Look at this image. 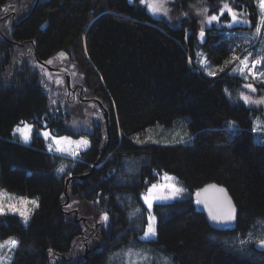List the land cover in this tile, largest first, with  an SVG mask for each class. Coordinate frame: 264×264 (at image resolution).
I'll return each instance as SVG.
<instances>
[{"label":"trees","instance_id":"obj_1","mask_svg":"<svg viewBox=\"0 0 264 264\" xmlns=\"http://www.w3.org/2000/svg\"><path fill=\"white\" fill-rule=\"evenodd\" d=\"M5 1L0 0V17ZM237 1L252 14L256 12L254 0ZM173 3L169 0L168 5ZM188 6L179 9L188 12ZM10 21L0 18V186L38 197L39 205L27 225L18 215L0 217L1 238L14 236L19 241L11 264H49L48 250L65 254H56L53 264H108L115 251L131 243L147 247L166 264H264V257H259L264 246L256 242V238L264 240V141L257 142L251 132V108L235 105L228 95L241 80L226 73L209 77L194 62L201 51L218 71L233 56L242 55L239 37L224 35L241 26L229 27L221 21L204 27L206 38L201 42L202 27L195 16L189 14L173 26L163 17H153L139 0L131 4L128 0H47L13 29ZM8 36L17 43H10ZM258 44L251 47L257 49ZM26 46L29 51L23 52ZM58 53L65 54L61 58L74 68L77 80L109 111L106 153L111 160L96 165L88 180L72 189L84 206L82 212L93 213L84 226L74 228L61 209L66 176L57 167L63 159L48 153L38 135L41 129L57 136L77 135L74 124L59 115L58 96L53 106L49 104L43 88L47 78L35 63V56L47 60ZM228 121L238 125L235 135L225 130ZM25 122L33 125L27 144L13 135L14 126ZM156 125L184 129L185 142L136 143ZM100 141L92 140L91 147L81 153L83 162L72 161L66 170L75 175L90 172L100 157ZM130 156L143 158L133 178L137 184L169 173L187 192L183 198L155 204L161 206L155 210L157 236L149 241L139 239L126 207L119 202L123 193L138 199L141 187L113 183L112 164ZM208 182L228 189L238 208L234 230L210 228L192 198ZM101 211L108 212L107 226L102 227L98 219ZM95 220L103 229L92 234L95 239L86 236L91 244L88 251L81 245L73 248L72 236L78 230L86 235L85 227ZM249 233L255 238L249 249L241 245L242 237L240 244L226 238Z\"/></svg>","mask_w":264,"mask_h":264},{"label":"rangeland","instance_id":"obj_2","mask_svg":"<svg viewBox=\"0 0 264 264\" xmlns=\"http://www.w3.org/2000/svg\"><path fill=\"white\" fill-rule=\"evenodd\" d=\"M150 2H152L154 5L161 7L162 9H167V15H164L163 13H161L160 15H156V16H152L156 17V18H160L163 17L164 19H166L169 23H171V25L175 26L177 25V23L180 22V19L182 18V22H184V19L189 17V14L191 16H195L196 17V23L202 27L203 22L205 21L207 16H211V14L213 12L214 15L219 13V8L223 6L224 3H228L230 7L233 8V10L237 13H243V15H241L239 18L246 20L248 18V13L245 11V6L241 7L238 3L237 0H213L212 2H208L205 0H188L187 3L184 4L183 0H180V2L178 3V0H174L173 5H168L169 4V0H150ZM182 2V3H181ZM255 2V0H254ZM256 4V2H255ZM189 5V9L190 11H185L183 9H179L183 6ZM145 8L147 9L146 5H144ZM207 8L209 11L207 13H204V9ZM256 14L258 15L259 19L261 16V13L259 11V8L256 4ZM179 18V19H177ZM221 21H223L226 24H231L230 18L227 16V14L225 15L224 18H222L220 21L215 22L212 25H216L218 23H220ZM211 25V26H212ZM232 25V24H231ZM236 25H240L241 24H234ZM248 26H250L251 28L246 29V28H236L235 31H230L227 34H224L226 37H239L240 41L237 42V45L239 46H246L248 44H250L252 41V39H256V36L258 34V36L260 35V39L258 40V45L259 47L256 49H254L253 47H246L244 48V50L241 51L240 53L236 56L239 59L232 61L231 64L227 63V65L224 67L225 69L227 67H230L228 69H226V74L227 73H232V75L229 76H236L239 78V80H241V85L238 86L237 89L234 88L233 91L228 92L229 96H231L233 102L235 105L240 106L243 105L245 107L251 108V113L252 116L250 117L252 120V125L251 128L253 127V122H255L256 127L258 128V131L256 133H254L255 135V140H257V138L260 139V141H264V103L261 104H245L244 101L242 99H240V95L241 93H243L244 95L250 97V99L252 101H260V100H264V88L260 89V84L253 81L251 78L249 79H244L239 75V72L233 73V69H238L240 67V63L239 61L242 60L245 56L249 57V63L251 60H255L258 58H261L262 56H264V26H261V32L260 33H256V28L257 25L252 27L251 24H247ZM204 27H207V25H204ZM237 47V46H236ZM242 48V47H241ZM26 50L29 51V47L26 46V49H24L23 52H25ZM249 53H255L253 55H249ZM23 55V54H22ZM55 61L56 64H61L60 66H64L67 67L71 72L74 71V77L73 79V84H72V89L74 90L77 87V91H76V96L81 97L82 99H92L91 98V94L88 92L84 91V94L80 95L78 94V91L81 90V86L83 87V85L77 80V73H75L74 68L71 66V64L68 63H64L66 62L65 59L61 58L60 53L55 55ZM201 59H206V70L207 71H215V69L210 67V63L207 60V58L205 57L204 53H202L201 51H198L197 53V61L194 60V62L197 64V66L200 68L199 65V61ZM70 65V66H69ZM202 72L205 73L204 70L201 69ZM258 72L264 73V65L259 66L257 68ZM228 75V74H227ZM245 75H248L247 71H245ZM47 78V83L43 81V88H46V95L48 96V100H49V104L50 105H54L53 101H55V99L58 96V103L61 106V110L62 112H59V115H61V113L64 115L65 120L69 121L70 124H74V133L77 132V130L83 129L85 130V132L93 134V138L95 135L99 133H102V135L105 133V117H104V110H102L99 105L97 103L92 102L93 104L89 105L87 103L81 102L78 98L75 101H71L73 100V95L71 94L70 97L67 99V94L65 92V78H62V82L60 80V78L55 77V75H49ZM248 83H253L254 87H256V91L252 92L249 89H246L244 87L245 84ZM259 84V85H257ZM62 97H61V95ZM65 102V104H64ZM52 109V108H50ZM69 119V120H68ZM248 122H250V120H248ZM28 123V122H25ZM24 124V123H23ZM23 124H17L19 126H23ZM29 124V123H28ZM15 125L14 128L17 126ZM235 125H237L235 123ZM79 128H78V127ZM152 130H147L145 133H143V135H141L140 138H137V140L139 141H146V143H150V144H155L156 142L159 143H172V142H176L178 141L179 138H181L182 136H186L187 132H185L184 129L181 128H176V127H168L166 128H162L159 125L154 126L153 128H149ZM41 130H48L49 129H41ZM39 130V132L41 131ZM33 131V130H32ZM51 132V131H50ZM77 134V133H76ZM32 135V133H31ZM52 136H55L57 138L59 137H68L72 142L75 141H79L81 139H88V137L86 135H81V134H77V136H72L70 137V135H61V136H57L54 133L51 132ZM17 136L19 137V135L17 134ZM44 139L45 142V146L49 151V144L52 145V153L58 154L63 160L61 161V163L59 164V166L57 167V169L63 167L65 169V171L63 172L64 175L67 177L68 175L71 174L70 171H67L66 169H68V167L71 165V163L66 162L68 159L69 160H75L76 158L72 157L71 155H69L67 152H58L55 151L56 145L53 143L51 138H44L43 136H41ZM20 139V137H19ZM31 140V138H30ZM108 139L105 138V136H103V141L101 142V147H103L104 145H108ZM264 143V142H262ZM144 144V143H142ZM62 147H65L70 151L75 150V143H63ZM85 148H81L79 150V153L81 151H83ZM120 154V153H118ZM101 155V153H100ZM99 155V156H100ZM123 154H120L119 157H121ZM124 156V155H123ZM122 156V157H123ZM139 158V159H137ZM143 158L141 157H133L130 156L124 160H122V158H120L117 161H115L112 164V170L114 171V178H113V183L115 185H137V189L139 187H141V189H139L138 191V199L136 198V196L130 195V194H126L123 193L119 199V202L121 200V203L126 207L127 210V216L128 219L130 221V225L132 226V229L135 230L138 234H140L141 236H143L144 230L148 224V217L149 215H153L156 218L158 217V214L155 212V210L158 212L159 208L161 206H158L156 208L155 204L158 203H163V202H167V201H172L174 199H180L183 198V196L187 195V192L184 190V188H182L175 180V178L173 176H171L169 173H167V175L169 177H173V180H165L164 175L165 173H160L158 174L156 177H154L153 180H149V181H143L144 183L141 184H137L136 180L134 181L133 178L137 177V174L140 172L138 167L139 165H141L143 162H141L140 160H142ZM75 180H74V179ZM83 180L86 181L88 180L86 177L83 178L81 181H79L78 177H72L69 178L68 182H66L64 185L65 189H68V196H69V201H73V203L75 202V204H71V207H63V209H66L67 211H71L72 213L68 216H73L72 221H70L71 226H73V228L75 227V225H77L78 223H76L75 219H78V217L80 216H84L87 218H92L93 213L91 214H85L83 213V205L80 203V199L77 197H75L72 194V189H74L77 183H79V185H81L83 183ZM177 183V186L183 189V192L176 198L172 199V200H154L153 201V206L152 208L149 210L147 205L144 204L143 201V195L147 194V189L149 187H151L152 184H157V185H165L168 183ZM0 189L6 190L5 188L0 186ZM7 193L10 194H14V197H26L29 200H36L38 203V197H28V196H24V195H20L14 192H11L9 190H6V194L4 197V200L2 201V203L4 204H8V203H17V205L19 206L18 201L15 198H9L7 196ZM153 195L155 196H162V195H168V190L166 189H161L159 191H156L153 193ZM67 197L65 199V203L67 202ZM90 204V203H88ZM29 208L32 207V205H28ZM36 208L33 209L31 215L33 214L34 210ZM75 209V210H74ZM79 212V215H75V211ZM139 210V211H137ZM81 211V213H80ZM104 213V211H101L100 214L98 215V219H100L101 215ZM18 215V214H17ZM19 216V215H18ZM31 217V216H30ZM20 221L21 218L19 217ZM157 221V219H156ZM30 222V220H29ZM28 222V223H29ZM22 223V222H21ZM76 223V224H75ZM23 224V223H22ZM24 225V224H23ZM102 227L104 226V224H102ZM77 233L74 234L72 237H75V242L74 244L77 245L78 243V239L79 237H77ZM2 235H0V242L12 237L15 238L14 236H4L1 238ZM140 236V237H141ZM239 237H242V242H244L243 244L241 243V245L243 247L248 248V244L249 242H251L253 239H255L253 237V235H251L250 233L245 235V236H240L239 234H237V236H231V237H226L228 240L233 241H237V244H240L239 242ZM81 240V246L85 247L87 246V248H90V242H88V237L83 236L80 237ZM262 239H257L256 238V242L261 241ZM73 244V247H74ZM75 245V246H76ZM16 249H14L12 252H8V255H13ZM241 252L243 251V248L241 247L239 249ZM49 251V253H48ZM47 251V255L48 258L50 259V261H48L49 264H53L51 262L52 258H56V255L51 253L50 250ZM7 252V249H2L0 250V255H4ZM252 251L250 250V254L249 256H251ZM69 255H71V252L69 253ZM65 256V254L62 255V257ZM160 255L157 254V258L152 254V252L145 246L141 245V244H133L131 243L128 247H124L121 248L117 251H115L111 256L110 259L108 261V264H166L163 263V260H161L160 258H158ZM61 257V256H58ZM259 257H264V252H262ZM161 260V261H160Z\"/></svg>","mask_w":264,"mask_h":264},{"label":"snow or ice","instance_id":"obj_3","mask_svg":"<svg viewBox=\"0 0 264 264\" xmlns=\"http://www.w3.org/2000/svg\"><path fill=\"white\" fill-rule=\"evenodd\" d=\"M133 2L134 0H128V3L130 4ZM170 2H173V0H170ZM255 2L261 13V16L257 22V28H256V33H260L261 26H264V0H255ZM139 5L141 6L146 5L147 10L153 16L160 15L161 13H163L164 15H167V9H162L161 7L154 5L152 2H150V0H139ZM203 11L204 13H207L209 10L205 8ZM226 14L230 18L231 24L244 25V24L250 23L249 20H243L239 18L241 15H243V13L235 12L233 8L229 6L228 3H224L223 6L219 8L218 14L207 16L205 21L203 22L202 29L199 33V38L201 39V42H204L206 38L204 25L211 26L214 22H218L222 18H224ZM231 24L229 25V27H231ZM42 27H45V26H42ZM253 54L255 53H249V55H253ZM60 56L64 57L65 54L61 53ZM237 59L239 58L236 56H233L232 60L229 61L228 63L231 64L232 61H235ZM47 63L50 64L52 62L48 61ZM189 63H191V60L189 61ZM239 63H240V67L238 69H233V73L239 72V75L242 78L246 80L251 78L253 81L259 83L261 86H264V73L257 71V68L259 66L264 65V56H262L261 58L255 59V60H251L250 63H249V57L245 56L242 60L239 61ZM199 65H200V68L205 71V74L212 78H217L218 75L222 73H226L225 68H221L218 71H210V72L207 71L206 70V59H201L199 61ZM245 71H247L248 75H245ZM227 74L232 75V73H227ZM244 87L246 89L251 90L252 92L256 91V87H254L253 83L245 84ZM225 92H227V90H225ZM240 99H242L246 105L264 103V100L252 101L250 97L244 95L243 93H241ZM53 103H55V101H53ZM226 124H227V128L225 130L228 131L231 135H235L239 131L238 125H235L231 121L226 122ZM44 128H47V123H45ZM32 130H33L32 124L24 123L22 127L17 125L13 129V135L15 136L18 134L21 142L26 144L30 141ZM257 131H258V128L256 127L255 122H253V127L251 128V132L256 133ZM38 135L43 136L46 139L51 138L53 143L56 145L55 151L67 152L69 155H71L72 157L76 159H79V150L81 148L86 149L90 144V142L87 139H81L79 141L72 142L68 137L57 138L55 136H52L51 132L48 130H41L38 133ZM184 142L185 141L183 137L181 138L180 141H177V143H184ZM257 142H261L259 138H257ZM63 143H68V144L75 143V146H76L75 150L69 152L67 148L62 147ZM136 143L142 144V143H146V141L137 140ZM52 150H53L52 145L49 144V151H52ZM64 171L65 169L63 167L57 169L58 173H63ZM114 171L115 170H113V173ZM164 178L165 180L174 181V178L169 177L167 173H165ZM161 189L168 190V195H162V196L153 195L154 192L159 191ZM219 191L221 193H224L223 189H220ZM182 192H183V189L178 187L177 183L175 182L168 183L165 185L152 184L151 187L147 189V194L143 195L142 198H143L144 204L147 205L148 209L150 210L153 206L154 200H172L178 197ZM5 194H6V190L0 189V217L9 216V215L15 216L18 214L19 217L21 218V222L24 225H27L30 220V216H31L33 209L39 206L37 201L29 200L26 197H14V194L7 193V196L9 198H15L18 201L19 206L17 205V203L4 204L2 203V201L4 200ZM197 195H199V193H197ZM196 203L200 204L201 201L197 199ZM29 204L32 205L31 208L28 207ZM68 207H71V206L69 205ZM235 214H236L235 207L232 205L231 201L228 200L225 195L223 199H220L218 201L217 210H212V209L209 210V219L210 221L215 222L218 226H222V225L227 224L228 222L234 221ZM156 219L157 218L155 216L149 215L148 224L144 230L143 236L139 237L141 241H149V240L154 239L157 236ZM108 221H109V215H108V212H105L101 215L100 222L104 224L105 226H107ZM243 243L244 242H242V244ZM259 243L261 246H264V240H261ZM18 246H19V241L16 238H12V237L0 242V250L5 249V248L7 249V252L4 255H0V264H11L12 260L14 259V256L8 255L7 253L12 252Z\"/></svg>","mask_w":264,"mask_h":264},{"label":"water","instance_id":"obj_4","mask_svg":"<svg viewBox=\"0 0 264 264\" xmlns=\"http://www.w3.org/2000/svg\"><path fill=\"white\" fill-rule=\"evenodd\" d=\"M23 21H24V19L21 22H23ZM31 43H32V45H34L33 41H31ZM54 58H48L47 60H41L35 56V63L39 68L42 69V71L46 77H48L49 74L59 75V76L65 77V87H66L65 92L67 94V99L72 94L73 100H71V101L73 102L77 99V96H76L77 87L74 90L72 89V84H73L72 75H73V73L67 67L55 66L56 61ZM190 60L191 59H189V61ZM48 61H51L52 63L49 64V63H47ZM191 62H192V60H191ZM84 91H85V89L81 86V90L78 92L79 96L82 95L84 93ZM78 98L81 102H84L87 104H92V102H94V101L101 104L98 99H96L97 101L94 100L95 98H92V99H82L81 97H78ZM104 117H105V122H107L108 114H107L106 110H104ZM100 160H101V158H99L95 162V165L93 166V168H91L90 172H88L86 174L77 175L76 177H78L79 181H81L85 177H90L92 175V171L96 167V165H101L103 163V160H101V161ZM69 178H72V177L71 176L66 177L64 182L65 183L68 182ZM68 189H65L64 193H63L67 197L68 200L66 203L64 202L61 204V209L65 214L70 215L72 213L71 211H67L66 209H63V207L65 208V207H68L69 205L71 206V204L73 203V201H69ZM220 189H223L224 193H221L219 191ZM197 193H199V195H197ZM225 195H226L227 199L231 201L232 205L236 209L235 219H234V221L228 222L225 225L218 226L215 222L210 221L209 210L210 209L217 210L218 201L220 199H223V197ZM192 198L195 201L197 199H199L201 201V203L197 204V205H198L199 210L204 214L205 220H206V222L210 228L217 230V231H221V232H229V231H232L235 229L236 222H237L238 208H237L236 204L234 203L228 189L225 186L219 185V184L214 183V182H208V183L202 185L200 188H198V190L193 193ZM75 215H79V212L77 210L75 211ZM88 219L89 218H87V217L80 216V217H78V219H75V221H76V223L82 222L83 224H85V223H87ZM75 245L76 244H74V246ZM85 248L87 249V246H85ZM48 253H49V251H48ZM56 254H57V256L63 255L62 253H56Z\"/></svg>","mask_w":264,"mask_h":264},{"label":"flooded vegetation","instance_id":"obj_5","mask_svg":"<svg viewBox=\"0 0 264 264\" xmlns=\"http://www.w3.org/2000/svg\"><path fill=\"white\" fill-rule=\"evenodd\" d=\"M42 1H47V0H27V2L26 3H23V2H25V0H17V1H13V0H6L5 1V3L2 5V11H3V14H2V16L0 17V18H3V17H9L10 18V24H11V26H12V29L14 28V27H16L23 19H25L26 17H28V15L30 14V12L32 11V9H34L35 7H36V5L39 3V2H42ZM23 3V4H22ZM22 12H24L25 13V15L24 16H22V17H20V15H21V13ZM20 17V18H19ZM12 33V32H11ZM10 36H11V34H10ZM10 41H9V40ZM8 41L10 42V43H14V44H16L17 42H15L14 41V39L13 38H10L9 36H8ZM12 39V40H11ZM57 62V61H56ZM60 65H62V63L61 64H56L55 66H60ZM72 71V70H71ZM73 73V75H72V77H74V71L72 72ZM49 75H52V74H49ZM53 76V75H52ZM55 77H57V78H60V80H61V82H62V78L64 79L65 77L64 76H59V75H55ZM83 88L85 89V92H87V90H86V88L83 86ZM79 92V91H78ZM84 94V93H83ZM77 98H78V96H77ZM91 98H95L94 100H96V99H98L97 97H94V96H91ZM79 99V98H78ZM99 101H100V99H98ZM97 101V100H96ZM95 103H97V102H95ZM100 103L101 104H99V103H97L98 105H99V107L102 109V110H106V112H107V114H108V118H107V122H105V124H104V126H105V133L102 135V133H99V131H98V136L97 135H95L94 136V138L92 137L93 136V134H90V133H87V132H85V130H83V129H80V130H77V132L79 133V134H81V135H86L87 137H88V139H89V142H90V144H89V146L86 148V149H84L82 152H84V151H86L89 147H91V145H92V140H94V139H97L98 138V140L100 139L101 141H100V143L103 141V136H105V138H107L109 141H108V144H110V133H109V111H108V109H107V107H105L104 105H103V103L100 101ZM93 104V103H92ZM89 105H91V104H89ZM78 127V126H77ZM79 128V127H78ZM77 133V134H78ZM75 134V133H74ZM73 135H70V137H72ZM77 136V135H76ZM74 137V136H73ZM108 145H104L103 147H101L100 148V153H101V155H100V157H103V163L102 164H106V163H108L110 160H111V156L110 155H108V153H106V150L108 149ZM81 152V153H82ZM108 155V156H107ZM99 157V158H100ZM79 162H83L81 159L79 160ZM70 163H72V162H70ZM68 176H71V177H76L77 175H75L74 173H71L70 175H68ZM66 178V177H65ZM87 178V177H86ZM74 179V178H73ZM75 180V179H74ZM85 181L83 180V183H84ZM82 183V184H83ZM81 184V185H82ZM76 186L77 187H79L80 185H79V183H77L76 184ZM70 218L71 219H73V216L71 215L70 216ZM91 222L89 221V226H87V228L85 227V229L87 230V232H86V235H84V234H81V233H79L80 231L78 230L76 233L78 234L77 235V237H79V239H78V243H77V245L76 246H80L81 245V240H80V237H83V236H87V235H90L91 234V237H90V239L91 238H93V239H95L96 237H94V236H92V234H98V233H101V230L103 229V228H101V226H100V222L98 221V220H95L93 223H92V225L90 224ZM76 224V223H75ZM83 225V223L82 222H80V223H78L77 225ZM84 226V225H83ZM89 239V238H88ZM88 242H90V240H88ZM75 247V246H74ZM73 247V248H74ZM84 248V250L85 251H88V249L89 248H85V247H83ZM70 252H71V254H72V251L70 250Z\"/></svg>","mask_w":264,"mask_h":264},{"label":"crops","instance_id":"obj_6","mask_svg":"<svg viewBox=\"0 0 264 264\" xmlns=\"http://www.w3.org/2000/svg\"><path fill=\"white\" fill-rule=\"evenodd\" d=\"M245 11L248 13V18L246 19V20H249L250 21V23L249 24H251V26L252 27H254V26H256L257 25V22H258V20H259V17H258V15L254 12V14H252V12H250L249 10H246L245 9ZM251 14V15H250ZM255 20V21H254ZM238 26H240V25H238ZM240 28V27H239ZM241 28H246V29H249V28H251L250 26H248L247 24H244V25H242L241 26ZM252 40H254L253 42H251L252 44L251 45H249V46H244L243 47V49L242 50H244V48H248V47H251L253 44H256V42L258 41L257 40V37H256V39L254 38V39H252ZM241 50V51H242ZM25 144V143H24ZM27 144V143H26Z\"/></svg>","mask_w":264,"mask_h":264},{"label":"bare ground","instance_id":"obj_7","mask_svg":"<svg viewBox=\"0 0 264 264\" xmlns=\"http://www.w3.org/2000/svg\"><path fill=\"white\" fill-rule=\"evenodd\" d=\"M214 183H216V182H214ZM217 184H219V183H217ZM219 185H221V184H219Z\"/></svg>","mask_w":264,"mask_h":264}]
</instances>
